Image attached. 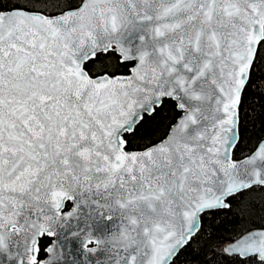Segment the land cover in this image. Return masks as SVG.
Segmentation results:
<instances>
[{
  "label": "snow or ice",
  "instance_id": "1",
  "mask_svg": "<svg viewBox=\"0 0 264 264\" xmlns=\"http://www.w3.org/2000/svg\"><path fill=\"white\" fill-rule=\"evenodd\" d=\"M0 264H264V0H0Z\"/></svg>",
  "mask_w": 264,
  "mask_h": 264
}]
</instances>
